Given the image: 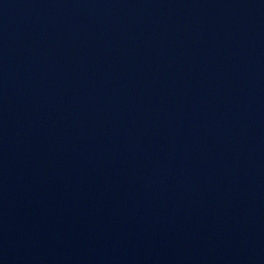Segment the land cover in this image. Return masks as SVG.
I'll return each mask as SVG.
<instances>
[{
  "label": "water",
  "instance_id": "1",
  "mask_svg": "<svg viewBox=\"0 0 264 264\" xmlns=\"http://www.w3.org/2000/svg\"><path fill=\"white\" fill-rule=\"evenodd\" d=\"M0 264H264V0H0Z\"/></svg>",
  "mask_w": 264,
  "mask_h": 264
}]
</instances>
